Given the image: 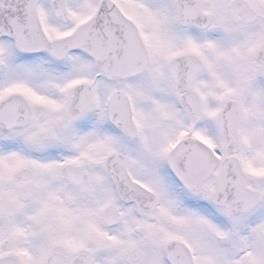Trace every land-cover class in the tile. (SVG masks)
<instances>
[{"label": "snow or ice", "instance_id": "1", "mask_svg": "<svg viewBox=\"0 0 264 264\" xmlns=\"http://www.w3.org/2000/svg\"><path fill=\"white\" fill-rule=\"evenodd\" d=\"M0 264H264V0H0Z\"/></svg>", "mask_w": 264, "mask_h": 264}]
</instances>
